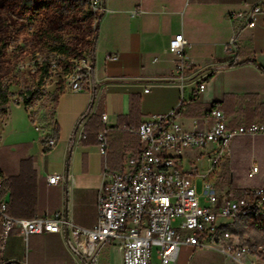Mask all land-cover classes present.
<instances>
[{
  "label": "crops",
  "instance_id": "0c3cea01",
  "mask_svg": "<svg viewBox=\"0 0 264 264\" xmlns=\"http://www.w3.org/2000/svg\"><path fill=\"white\" fill-rule=\"evenodd\" d=\"M103 1L108 12L98 23L90 88L62 92L48 130L32 122L24 104L10 106L0 135V171L7 212L14 218L62 212L74 224L92 228L98 220L104 170L124 168L127 158L141 148L134 130L178 105L174 120L188 131L209 129L207 112L214 104L224 112L229 127L264 125V71L249 62L254 60L264 68V17L258 16L254 26L245 18L230 19L232 13L246 15L256 5L264 7V0ZM181 33L188 42L185 56L191 65L182 84L177 79L178 59L170 51L171 40ZM233 38L236 42L228 52ZM109 53L117 58H108ZM232 62L235 65L229 66ZM104 130L107 150L102 154L99 135ZM49 140L55 144L47 146ZM183 159L190 165L193 154L186 152ZM253 159L259 163V175L247 185L234 183L235 173L237 179L247 175ZM199 166L206 170L207 161ZM221 168L229 170L231 188L260 186L264 133L238 136ZM53 173L63 174L64 182L49 185L47 176ZM223 198L220 195L219 200ZM218 222L231 224L223 218ZM233 225L232 231L242 240H254L236 233ZM207 251L217 252L181 246L176 264H228L220 253L222 261L206 255ZM7 261L81 264L59 233L27 238L11 233L0 263ZM100 263L122 264L116 241L103 250Z\"/></svg>",
  "mask_w": 264,
  "mask_h": 264
},
{
  "label": "built area",
  "instance_id": "2783aa9c",
  "mask_svg": "<svg viewBox=\"0 0 264 264\" xmlns=\"http://www.w3.org/2000/svg\"><path fill=\"white\" fill-rule=\"evenodd\" d=\"M96 19L108 12L103 0H87ZM264 17V7L254 6L248 14L232 13L230 19L245 18L255 25ZM95 19V23L96 20ZM236 39L226 47L231 51ZM188 44L184 35L177 34L170 42V51L178 61L177 79L184 81L190 62L185 56ZM108 58L116 59L114 53ZM71 70L63 75L65 90L81 92L90 88L93 71L92 56L72 60ZM204 84L200 86L203 88ZM180 105H178L179 107ZM178 107L168 113L154 115L143 121L134 133L141 148L129 156L121 170L105 169L98 195V220L92 228L73 223L62 212L34 219L14 218L7 212V193L0 181V262L11 233L27 238L31 234L59 233L69 251L81 264H101L103 250L116 241L122 253V264H176L181 246L213 249L228 264H264V238L242 240L231 225L250 215L264 216V180L260 186L236 190L229 187L222 201L210 177L231 155L233 141L238 136L264 133V125L229 127L224 112L212 107L207 112L209 129L188 131L174 118ZM107 115H103L106 119ZM107 131L100 133V150H107ZM55 144L49 140L47 146ZM192 153L190 169H185L183 155ZM207 161L205 172L201 161ZM254 164L248 178L259 175ZM4 180V179H3ZM201 180L203 193L198 191ZM49 185L64 182L59 173L47 176ZM204 199L206 206L201 205ZM220 218L231 224H220Z\"/></svg>",
  "mask_w": 264,
  "mask_h": 264
},
{
  "label": "rangeland",
  "instance_id": "374dc122",
  "mask_svg": "<svg viewBox=\"0 0 264 264\" xmlns=\"http://www.w3.org/2000/svg\"><path fill=\"white\" fill-rule=\"evenodd\" d=\"M2 1L0 0V3ZM16 1L13 0L12 2L16 3ZM66 12L64 8H59L52 11L51 14L41 13L36 16L26 15L19 18L14 13H7L0 5V40L4 39L7 42L4 66L8 73L6 72L7 75L3 81L11 92L7 110L0 112V135L9 116L11 104H24L25 101H31L29 106L25 107L32 122H38L43 130H48L56 105V97L64 83V65L61 56L48 50L44 38H41L40 31L44 26L49 27L52 31L49 44H52V46L70 41H77L79 44L78 34L76 32L69 33L62 26V18L66 15ZM93 27H95V22ZM72 60L74 59H71V62ZM41 73L44 74L43 82L40 81ZM254 164L259 166L258 161L253 159L249 169ZM221 167L222 165L210 177L219 196L229 191L233 180L229 170ZM185 169H190L188 162ZM237 177L238 173H235L233 182L242 185H247L254 180L248 178L246 174H242L240 179H237ZM222 182H224V187L221 186ZM222 188L223 191H221ZM198 191L201 194L203 193L201 180L198 181ZM201 205L206 206L203 198L201 199ZM232 228L239 235L241 232H245L246 237L254 240L264 238V230L251 229L247 226L246 219L236 221ZM205 253L218 261L223 260L217 252L207 251Z\"/></svg>",
  "mask_w": 264,
  "mask_h": 264
},
{
  "label": "trees",
  "instance_id": "16d2710c",
  "mask_svg": "<svg viewBox=\"0 0 264 264\" xmlns=\"http://www.w3.org/2000/svg\"><path fill=\"white\" fill-rule=\"evenodd\" d=\"M13 0H3L0 5L7 13H14V15L19 18H23L26 15L36 16L41 13L51 14L59 8H64L67 12L62 18V26L69 33H77L79 37V44L77 41H70L60 43L56 46L49 44V38L52 37V31L48 26H44L40 31L41 38L45 40V45L49 51L63 58L64 74H67L73 63L71 59H81L85 55L93 56L95 53L96 40L98 36V23L99 18L96 19L94 14L88 8L87 0H17L16 3ZM87 5V7H85ZM95 27L93 23L95 22ZM7 48V42L2 39L0 40V112H5L7 106L9 105L11 92L9 91L6 84H4L3 79L6 77L8 71L4 66L5 61V50ZM249 62L255 64L260 70L264 71V68L257 64L254 60ZM235 63L232 62L229 66H234ZM7 72V73H6ZM40 81H44V74L41 73ZM65 91V86L63 85L56 97V103L58 101L59 95ZM31 102V101H30ZM29 101H25L24 105L26 107L30 104ZM212 107H218L216 104ZM211 107V108H212ZM4 177L0 171V181H2V187L4 183ZM1 196V194H0ZM247 220V226L251 229H261L264 230V216L250 215ZM245 232H241L244 234ZM0 264H20L18 261H7Z\"/></svg>",
  "mask_w": 264,
  "mask_h": 264
}]
</instances>
